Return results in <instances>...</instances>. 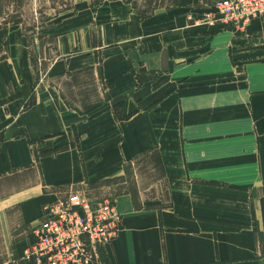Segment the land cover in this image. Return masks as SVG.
Here are the masks:
<instances>
[{
    "label": "crops",
    "instance_id": "0c3cea01",
    "mask_svg": "<svg viewBox=\"0 0 264 264\" xmlns=\"http://www.w3.org/2000/svg\"><path fill=\"white\" fill-rule=\"evenodd\" d=\"M205 7L143 18L99 0L60 18L50 69L80 107L38 79L28 36L0 35V264H28L31 228L65 186L150 154L162 202L115 195L121 229L101 264H264V15L217 30L194 21Z\"/></svg>",
    "mask_w": 264,
    "mask_h": 264
},
{
    "label": "rangeland",
    "instance_id": "374dc122",
    "mask_svg": "<svg viewBox=\"0 0 264 264\" xmlns=\"http://www.w3.org/2000/svg\"><path fill=\"white\" fill-rule=\"evenodd\" d=\"M99 0H0V35L14 28L21 31L30 38L31 64L38 79L58 84L62 92L72 104L80 107L84 96L77 90H70L65 76L55 75L50 69L55 59L56 41L52 27L60 18L71 14L76 10L84 8L89 3H96ZM140 11L155 12L165 10L177 4L178 0H123ZM219 0H203L206 9L210 8ZM88 82L87 80H81ZM89 83L90 80H89ZM98 94V93H97ZM98 95L91 93L90 102H95ZM149 160V162H148ZM151 161V162H150ZM125 166L124 172L119 177L108 178L98 181H82L71 186H65L60 199H68L72 194L73 202L85 195L95 203L105 198L113 199L122 191H132L139 201H148L147 204H161L157 199H162L165 188L161 179L159 164L154 154L142 156L133 160ZM153 169V170H152ZM71 193V194H70ZM8 250L0 252L5 256Z\"/></svg>",
    "mask_w": 264,
    "mask_h": 264
},
{
    "label": "built area",
    "instance_id": "2783aa9c",
    "mask_svg": "<svg viewBox=\"0 0 264 264\" xmlns=\"http://www.w3.org/2000/svg\"><path fill=\"white\" fill-rule=\"evenodd\" d=\"M263 15L264 0H219L194 21L205 28L243 30ZM72 197L44 206L23 252L28 264H101V250L121 229L115 201L105 198L93 203L82 195L73 202Z\"/></svg>",
    "mask_w": 264,
    "mask_h": 264
},
{
    "label": "trees",
    "instance_id": "16d2710c",
    "mask_svg": "<svg viewBox=\"0 0 264 264\" xmlns=\"http://www.w3.org/2000/svg\"><path fill=\"white\" fill-rule=\"evenodd\" d=\"M134 8V7H133ZM134 10L141 16V17H147V16H149V15H151L152 14V12H149V11H140V10H138V9H136V8H134ZM30 103H31V101H30ZM117 107H114L113 108V110H114V113H116L115 112V109H116ZM130 193L132 194V197H133V192L132 191H130ZM133 199V198H132ZM133 205H134V207L135 208H138V207H141V205L140 204H138L135 200H133Z\"/></svg>",
    "mask_w": 264,
    "mask_h": 264
}]
</instances>
